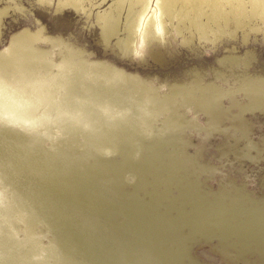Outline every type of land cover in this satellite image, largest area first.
Masks as SVG:
<instances>
[{"label":"rangeland","instance_id":"374dc122","mask_svg":"<svg viewBox=\"0 0 264 264\" xmlns=\"http://www.w3.org/2000/svg\"><path fill=\"white\" fill-rule=\"evenodd\" d=\"M112 2L0 0V53L25 32L58 62L61 36L151 87L100 76L39 92L49 69L4 76L0 60V264H264V0L221 30L160 14V38L138 34L132 52L102 36Z\"/></svg>","mask_w":264,"mask_h":264},{"label":"bare ground","instance_id":"6f19581e","mask_svg":"<svg viewBox=\"0 0 264 264\" xmlns=\"http://www.w3.org/2000/svg\"><path fill=\"white\" fill-rule=\"evenodd\" d=\"M151 1L152 0H113L109 10H106L103 13H98L97 15L101 25L103 38L108 41L111 36L117 35V43L120 47L125 52H132L133 48H136L134 45L136 44L138 34L140 39L146 43H151L153 40L160 38V33H162L166 27V19H163L160 14L175 16L177 18V28L187 24L189 27H195L196 29L203 31H207V29L211 26L210 23L212 19L215 21L218 20V22H216V26L221 30L224 29V24L221 22L223 24L221 26L218 18H227V16L229 17L230 15L233 19H239L240 15L243 14L242 0H162L160 3L157 0L159 14H156L155 19L147 21L146 12ZM224 2L230 6V11H226L222 8V3ZM69 4L73 5L76 9H79L83 7L84 0H57V5L59 7H64ZM210 11L213 12V15L209 14ZM120 30L122 31L121 35L119 32ZM31 37L33 38L34 36L29 33L22 32L18 36L14 37L11 42V47L8 48V50L0 53V60L3 59V62L7 64V66H2L6 70H4L1 74L4 76L10 74L12 72L10 68L15 62H18L19 67L20 64L23 63L25 70H27L26 68H32L31 75H35V78L43 76L41 71L44 69H49L50 74L48 75L46 81L44 82V80L41 79L43 81L39 85L37 84L39 92H42L44 89L50 90L53 86L55 88L56 86H64V88H67L70 85L84 80L86 77L99 78L100 76L106 78L109 77L108 79L110 80L112 77L113 79L123 80L135 79L136 84L140 82L142 88L148 86L140 79L137 80V76L126 74L123 70H119L116 67H108V65L104 64V62L88 60V58L82 53L81 48L64 40L61 36L54 37L53 41V45H57L59 47V60L58 62H55L51 57H46V52L39 48L35 42L32 41ZM159 53V50H155L154 56L163 58L162 55H159ZM36 64L41 65L43 68L37 67ZM53 67L56 68V71ZM18 72L22 73L21 71ZM123 80L120 81L122 82ZM196 81L197 80L195 79V84L197 83ZM129 83L126 82L125 85L129 87ZM182 84L183 83L176 84L173 87H183L185 83L184 85ZM193 84L194 83H190L189 88L186 89L192 91ZM28 91L31 90L29 89ZM27 94L29 95V93ZM39 94L37 97L40 96ZM15 111L17 119L24 120L28 116L26 114L24 115L20 109H15Z\"/></svg>","mask_w":264,"mask_h":264},{"label":"water","instance_id":"95a60500","mask_svg":"<svg viewBox=\"0 0 264 264\" xmlns=\"http://www.w3.org/2000/svg\"><path fill=\"white\" fill-rule=\"evenodd\" d=\"M160 52H161V51H160ZM163 56H164V55H163V53H162V57H163ZM194 255H195L197 258H199L202 262L207 263V264H212L211 262H208V261H206V260L201 259L200 257H198L196 253H194Z\"/></svg>","mask_w":264,"mask_h":264}]
</instances>
